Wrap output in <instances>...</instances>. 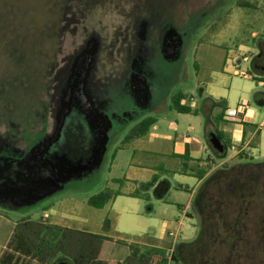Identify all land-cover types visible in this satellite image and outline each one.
Wrapping results in <instances>:
<instances>
[{
	"label": "rangeland",
	"instance_id": "obj_1",
	"mask_svg": "<svg viewBox=\"0 0 264 264\" xmlns=\"http://www.w3.org/2000/svg\"><path fill=\"white\" fill-rule=\"evenodd\" d=\"M90 1L0 0V139H5L0 149L9 147L4 148L7 159L0 169V249L13 224L15 229L27 220L58 226L42 216L48 210L51 214L63 211L74 216L69 222L72 230L88 232L100 221L110 226L119 223L126 229L122 236L143 242L104 241L98 259L105 264H122L131 253L127 257L117 253L130 246L152 258L150 264H156L161 258L152 257L148 246L153 240L144 236L150 229L158 231L165 220L178 219L179 207L190 199V193L179 189L180 183L192 188L193 179L165 176L171 185L165 202L157 200L150 189L140 190L147 193L144 200L119 197L102 209L89 206L88 200L102 192L128 189L119 179L128 172L131 162L147 160L135 154L138 144L127 137L144 119L156 115L163 118L160 131L172 137L189 133L191 123L183 122L170 109L171 98L177 95H184L188 101L193 98L199 106L212 96L226 101L230 111L241 106L256 110L260 134L255 135V146L247 150L249 158L245 161L264 162V103H258L264 100V73L252 67L254 55L264 47V0ZM137 10L155 19L161 14L163 20L148 34L147 24L142 26L139 37L142 34L145 40L132 47L131 37L125 41L126 29L135 22L132 14ZM97 48L101 50L98 58L103 59L99 69L106 70L110 77L108 100L101 106L90 91L91 62L87 55L82 57ZM125 48L130 51L126 56ZM136 49L143 58L149 56L142 64L135 61ZM149 91L154 94V106L160 109L157 114L150 112ZM68 100L71 111L63 119ZM7 103L17 126L7 123ZM205 110L211 117L208 131L216 133L225 123L218 128L215 125L214 118L221 109L212 113L206 106ZM200 120L197 132L190 135L205 142L207 117L201 115ZM178 123L180 129H176ZM46 130L47 136L39 140ZM238 135L239 128L232 129V136ZM25 138L29 142L26 146L22 143ZM24 148L33 149V153L25 154ZM232 153L229 149L227 157ZM215 160L220 163L223 159ZM147 162L158 174L161 167H168L166 162L161 167ZM256 205L243 234L245 250L237 263L231 260L232 264H264V197L256 200ZM192 214L194 218L187 219L191 229L183 242L195 240L200 231L199 216L194 209ZM131 218L138 220L136 225H131ZM115 231L109 233L119 238L120 232ZM151 234L158 240L154 243L157 249L165 252L168 264L182 241L177 240L172 248L171 239L161 243L156 233ZM48 235L47 241L54 248H46L43 261L33 264H73L76 250L64 248L58 244L60 239Z\"/></svg>",
	"mask_w": 264,
	"mask_h": 264
},
{
	"label": "trees",
	"instance_id": "obj_2",
	"mask_svg": "<svg viewBox=\"0 0 264 264\" xmlns=\"http://www.w3.org/2000/svg\"><path fill=\"white\" fill-rule=\"evenodd\" d=\"M185 99L184 95L173 96L171 109L180 114L199 115L198 110L183 104ZM208 103L212 108L221 109V113L214 118L218 128L224 121L227 111L226 101L207 98L205 104ZM258 103L263 104L264 100L260 99ZM210 122L211 119L208 123ZM155 123V118L144 119L127 139L145 136ZM210 134L211 132L207 131L208 141ZM216 134L225 142L227 148L231 147L223 132L217 129ZM183 159L188 160V155L185 154ZM245 160L240 156L237 161L231 162L232 164L225 163L204 181L193 203V209L200 219L199 234L195 240L182 242L176 246L172 254L173 262L232 264L231 260L235 263L239 261L242 251L245 250L246 240L243 234L251 220V211L257 208L256 200L264 197V162L254 163ZM196 171V177L203 179L208 170L197 168ZM156 183L157 180L154 178L148 186L152 187ZM167 189L166 183H160L155 195L163 197ZM120 195V192H102L91 197L88 205L102 209ZM130 196L140 197V194L133 193ZM48 234L53 235L56 240L60 239L58 244L64 248L76 250L77 257L74 258L73 264H105L98 259V254L103 248V242L109 240L108 238L59 226L47 227L30 220L17 225L0 258V264H33L38 260L42 262L46 248L50 250L51 246L54 248V245L47 241ZM130 250L131 256L122 264H150L152 261L147 254H139L133 246H130ZM150 254L152 257L160 256L161 259H158L156 264H166L167 256L162 249L153 248Z\"/></svg>",
	"mask_w": 264,
	"mask_h": 264
},
{
	"label": "crops",
	"instance_id": "obj_3",
	"mask_svg": "<svg viewBox=\"0 0 264 264\" xmlns=\"http://www.w3.org/2000/svg\"><path fill=\"white\" fill-rule=\"evenodd\" d=\"M90 2L92 4L93 0H91ZM120 3H122V2H120ZM142 7H144V5H142ZM123 9H124V7H122V10ZM122 13L125 14L124 12H122ZM167 13H168V7H167ZM132 15L135 16V22L130 27H128L126 29L127 32H126L125 41L127 42L128 39L131 37L132 41L130 42V44L132 45V47L134 46V44H136L135 47H137L138 44L142 42L139 39V31H140V29L143 28L142 26H145L147 24L146 31L148 34V31L157 27V25L159 27L161 26L158 23L161 22L163 20V18L161 17V14H159V15L157 14L158 16H157V18H156L157 20H156L155 17L152 15L147 16V15H144V13L142 15L140 13L138 14V10ZM156 21H157V23H156ZM162 30H163V28L161 27L160 33H159L160 34V37H159L160 40H161V31ZM128 32L129 33L132 32V33L128 34ZM147 37H148V35H147ZM100 51H101L100 48H97L95 51L96 53H95L94 58L91 62V65H90L89 79L91 80L90 81L91 94L93 95V98L95 100H99V104L101 106V105H103V103L105 101L108 100L109 91H108V87H107L108 86L107 79L110 77H108L106 70L104 71L102 69H99V65L103 61L102 58H98V54L100 53ZM127 53H130V51L125 48V56L127 55ZM103 54H104V56H106V51H104ZM74 57H75V55L73 56V58ZM134 57L136 59L135 61H137L139 64L144 63V60L149 58V56H147L148 58H143L142 52L140 54V49H136V56H134ZM103 58H106V57H103ZM235 59L236 58H234L233 61H235ZM59 61L60 60H58L57 62H59ZM228 68L229 67H225L226 70ZM128 75H129V72H127L125 75H123L124 79L127 78ZM149 94L151 95L150 91H149ZM153 95H151L149 97V102H150L149 105H151V109H150L151 111L150 112L157 114V113H159L160 109L158 107L154 106L155 102L153 100ZM207 98H211V99L217 101L212 96H208V97H206V99ZM205 100H204V103L202 106H199L198 103L193 98H191L190 101H188V99H185V102H183L184 105L189 106L193 110H198L199 115L180 114L176 111L179 115L178 116L179 119H181L183 122L191 123L190 128H189V133H187V134H182V135H178L176 137H172L168 133L161 132L160 131L161 130L160 124L163 123L162 121L164 119L160 118L158 115H156L157 117H151V118H155L156 123H155V125H153L151 127L148 134H146L145 136L137 137V138L133 139V142L135 144H138V145H136V147L138 146V149L135 148V150H136L135 154L138 153V156L141 159L151 161V163L154 166L161 167V165H164L163 162H166L168 167H165V168L161 167V172H160V174H158V173H155V169L150 167L149 164L146 165L147 163H149L147 161H144L142 163L139 162L138 164H134L133 162H131L129 169H128V172L124 175V177L122 179H119L121 182H123L125 184L124 186H128V189H126L125 191H121L120 192L121 195L117 196L112 202H110L108 204V205H110L119 197H131L130 195L133 193H139L140 197H131V198L144 200L145 198H147V196H146L147 193H145L144 191H140V190H142V189L154 190V195H155V190L160 183H166V185L168 186V189L165 192V194L163 195V197H157L156 195H155V197L157 200H162L163 202H165L164 201L165 195L169 191V189L171 188L170 182L165 178V176L174 175V177H185L186 179H193L192 183H191V186H193L192 188H190L187 183H180L179 189L190 193L189 194L190 199L186 205L179 207L178 219H175L174 222H169V221L165 220L163 222V225L158 228V231H156L157 230L156 228L150 229V231H149L150 233H148L146 236H144L145 237L144 239L148 238V239L153 240L152 241L153 244H149V246H148L151 249L158 248L154 244L158 240L156 237H154V236L152 237L151 232L154 234L156 233L157 236H159V238L162 240L161 243L165 242L166 240L169 241V239H170L169 237H170L171 233L174 234L175 236H177V240L180 239V241H182L183 236L190 232L191 227L187 224V219L188 218H194V215L192 214L193 203H194L195 197H196L198 191L200 190L202 184L204 183V181L208 178V176H210V174L212 172H214L216 169H218L219 167H221L225 163L235 162L239 159L240 156H242L243 158H249V155L247 154V150L249 148H251L253 145L255 146V143L253 144V140L255 139V135L258 134V137H259L260 130L258 129V126H256V122H255V119L257 117L256 110L248 108L245 111L246 113H245L244 118L237 119V120L233 121V120H229L230 110L227 107V111H226L225 117H224L225 123H224V125L221 124V127L219 130L224 133V135L226 136V139L231 143L230 144L231 147L230 148L226 147L227 150H226L225 155H222V156L218 155L211 148L209 141H208V138H207V131H208L209 123H207V127H206V136H205V142L206 143L204 141L200 140L199 137L190 135V134L197 132L198 126L201 124V120H200L201 115H205L207 117V121H209L211 119V117L206 113L205 107L209 106L212 113L216 109V108H212L210 104L206 105ZM9 105H10V103L6 104V107L4 109L5 110L4 114H6V120L8 121L7 123L9 125H13V127H14V126H17L16 119L14 118L13 111L9 114V112H10ZM226 105H227V102H226ZM106 106H105V110H106ZM169 107H170V105H169ZM170 109H171V107H170ZM171 110L175 111L173 109H171ZM168 121L169 120H167V122ZM170 123L172 124L173 122H170ZM237 128H239V135L234 137V136H232V129H237ZM251 128H254L252 135H251ZM176 129H180L179 123H178V125H176ZM46 136H47V130H46L45 136L40 138L39 140L44 139ZM146 138L148 139L147 144H146V147H143V145H141V144L144 143V140ZM3 140H5V139H3V138L0 139V142H3ZM8 142H11V141L8 140ZM26 142L29 143L28 140H26V138H25V140L22 141L23 145H25ZM223 144L226 146L225 142ZM4 148L8 149L9 147H4ZM4 148L0 149V169L6 163L5 159H7V155H6L7 149H4ZM130 148H131V146H129L127 148L126 147H120L118 151L120 152V150L130 149ZM229 149H231L233 153L231 156L227 157V153H228ZM23 150L26 151L25 154L30 155L33 153L32 152L33 149L25 150V148H24ZM209 151L212 154H210ZM119 152H117L114 156V165H115V163L119 157ZM185 154L188 155V157H189L188 160L183 159V156ZM215 158L216 159H223V160L220 163H217ZM182 167H184V168H182ZM197 168H199V170H208L207 173L205 174V176L203 177V179H198L196 177ZM154 178H156L157 183L154 186L149 187L148 184H150ZM181 182H187V180H183ZM183 184H187V185H183ZM51 213H52V211L48 210V211H45L44 215L42 216L44 218L46 217L45 219L48 220L49 224L58 225V226L66 227L69 229H73L72 227H70L69 222L74 221V216H69L68 212L64 213L63 211L58 212V213H54V214H51ZM174 214H175V212H174ZM0 219L2 220L1 217H0ZM5 221H6V219H5ZM137 222H138V220H136L135 218H131V223H132L131 225L132 226L136 225ZM104 223L105 222H102V221L98 222L96 229L90 230L88 232L86 231L85 233L103 236L105 238H108L109 239L108 241L117 240V241H123L126 243H143V242H141V240L133 241L132 239L127 238V236H122L123 234H125L126 229L120 227L119 223L118 224L115 223L113 226H110L109 224H104ZM106 223H107V221H106ZM14 226H15V224H13L11 226L12 229L10 231V235L8 236V239L4 242L2 248L0 249V258L3 255V253L5 252L7 244L13 235V232L15 230ZM115 230L120 232L121 236L119 238L114 237L109 233L111 231L116 233ZM188 242H190V241H188ZM130 253H131V250L127 248V249H125V252L118 251L117 255L119 257L122 255L127 257V256H129Z\"/></svg>",
	"mask_w": 264,
	"mask_h": 264
},
{
	"label": "water",
	"instance_id": "obj_4",
	"mask_svg": "<svg viewBox=\"0 0 264 264\" xmlns=\"http://www.w3.org/2000/svg\"><path fill=\"white\" fill-rule=\"evenodd\" d=\"M140 34V33H139ZM142 36V37H141ZM144 36L141 34L139 39L141 41L144 40ZM95 49V48H94ZM90 50V51H87L84 53V56H82L83 58L87 55V61L89 62H92L93 58H94V55H95V51L96 50ZM94 51V52H93ZM173 53H175V48L172 49ZM93 52V54L91 55L90 53ZM255 70H257L258 72L261 71V73H264V67H262L261 69L259 67H254ZM71 107H72V104H71V101L68 100V105H67V110L65 111V115L63 116V119L65 118V116L67 114H69L71 111ZM65 121V120H64ZM64 121H62L64 123ZM63 127V124L60 126V130H59V133L57 134L56 138L59 140L60 139V133H61V128ZM209 144L211 146V148L218 154H221V155H225L226 154V146L223 144L222 142V139L218 137V135L216 133H211L210 134V141H209ZM103 154V152L101 153V155ZM90 166V165H89ZM62 264H67V263H62Z\"/></svg>",
	"mask_w": 264,
	"mask_h": 264
},
{
	"label": "built area",
	"instance_id": "obj_5",
	"mask_svg": "<svg viewBox=\"0 0 264 264\" xmlns=\"http://www.w3.org/2000/svg\"><path fill=\"white\" fill-rule=\"evenodd\" d=\"M247 109H248V107L241 106V108H238L236 110L230 111L229 120H233L234 121V120H237V119L244 118L245 113H246L245 111ZM262 125H264V122H263ZM169 238L171 239V241H173V242H171V244H172V248H174V246L177 243V236H175L174 234L171 233ZM172 254H173V252H172ZM172 254H171L170 258L168 259V264H173Z\"/></svg>",
	"mask_w": 264,
	"mask_h": 264
},
{
	"label": "flooded vegetation",
	"instance_id": "obj_6",
	"mask_svg": "<svg viewBox=\"0 0 264 264\" xmlns=\"http://www.w3.org/2000/svg\"><path fill=\"white\" fill-rule=\"evenodd\" d=\"M252 67H253V69H254V67L255 68L259 67L260 69L262 67H264V47L261 48L260 53L254 55L253 60H252ZM222 142H223V140H222Z\"/></svg>",
	"mask_w": 264,
	"mask_h": 264
}]
</instances>
